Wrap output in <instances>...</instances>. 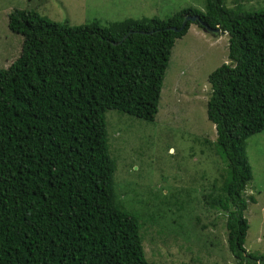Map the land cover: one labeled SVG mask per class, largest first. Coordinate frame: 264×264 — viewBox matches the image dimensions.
Wrapping results in <instances>:
<instances>
[{
	"label": "trees",
	"instance_id": "16d2710c",
	"mask_svg": "<svg viewBox=\"0 0 264 264\" xmlns=\"http://www.w3.org/2000/svg\"><path fill=\"white\" fill-rule=\"evenodd\" d=\"M205 2L204 12L106 28L69 27L28 10L8 15L24 42L0 69V264H151L143 230L153 218L121 200L106 114L155 121L176 41L191 25L204 28L189 21L180 30L193 16L229 34L230 62L208 77L207 116L217 131L209 148L223 167L205 202L226 216L237 263L264 264V254L245 248V212L256 199L244 195L253 180L248 140L264 132V10Z\"/></svg>",
	"mask_w": 264,
	"mask_h": 264
},
{
	"label": "rangeland",
	"instance_id": "374dc122",
	"mask_svg": "<svg viewBox=\"0 0 264 264\" xmlns=\"http://www.w3.org/2000/svg\"><path fill=\"white\" fill-rule=\"evenodd\" d=\"M239 3L244 11L264 10V0H226L225 6L235 10ZM205 5V0H0V69L22 53L23 37L8 26L14 10L35 11L69 27L98 22L106 28L126 19H168L189 8L204 12ZM228 44L227 32L204 37L188 31L173 48L155 121L106 114L110 148L119 155L115 180L121 200L153 218L143 230L151 264H238L228 249L226 216L210 209L204 198L214 183L221 185L223 165L209 148L217 131L207 116L212 95L208 77L230 62ZM246 154L253 180L244 195L256 203L245 212L250 225L245 248L262 255L264 132L248 140ZM163 192L173 198L167 196L161 205Z\"/></svg>",
	"mask_w": 264,
	"mask_h": 264
},
{
	"label": "water",
	"instance_id": "95a60500",
	"mask_svg": "<svg viewBox=\"0 0 264 264\" xmlns=\"http://www.w3.org/2000/svg\"><path fill=\"white\" fill-rule=\"evenodd\" d=\"M189 21H191V22H193V23H195V22H199V23H201V24L203 25V27H204L203 30H204V32H206V33H212V34H215V33H222V34H225V32H222L219 28H217V29H213V28L207 26L206 24L202 23V22H201V18H200L199 16H193V17H188V18H186V19L184 20L183 25H182V27H181L180 30H182L183 28H185V26L187 25V23H188Z\"/></svg>",
	"mask_w": 264,
	"mask_h": 264
},
{
	"label": "crops",
	"instance_id": "0c3cea01",
	"mask_svg": "<svg viewBox=\"0 0 264 264\" xmlns=\"http://www.w3.org/2000/svg\"><path fill=\"white\" fill-rule=\"evenodd\" d=\"M189 31H190V34L194 33V34L201 35V36H204V37L206 36V34H208V33H205L203 30L199 29V27H197V26L196 27H192ZM216 42H218V41L216 40Z\"/></svg>",
	"mask_w": 264,
	"mask_h": 264
},
{
	"label": "clouds",
	"instance_id": "9594fccd",
	"mask_svg": "<svg viewBox=\"0 0 264 264\" xmlns=\"http://www.w3.org/2000/svg\"><path fill=\"white\" fill-rule=\"evenodd\" d=\"M193 23V22H192ZM196 23V22H195ZM209 34H212V33H209ZM217 34H219V33H215V34H212L213 36H217Z\"/></svg>",
	"mask_w": 264,
	"mask_h": 264
}]
</instances>
